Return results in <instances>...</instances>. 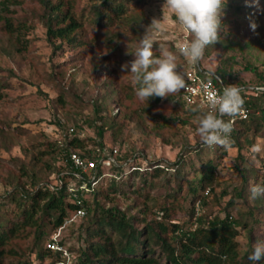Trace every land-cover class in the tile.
Listing matches in <instances>:
<instances>
[{
    "label": "trees",
    "instance_id": "16d2710c",
    "mask_svg": "<svg viewBox=\"0 0 264 264\" xmlns=\"http://www.w3.org/2000/svg\"><path fill=\"white\" fill-rule=\"evenodd\" d=\"M156 1L98 0L88 10L78 12L68 7L70 0H48L42 24L56 51L67 48L79 60L93 48H101L108 56L118 55L128 43L143 36L145 27L152 21L143 9ZM223 12L242 26L253 23L260 26L264 0H227ZM23 28L20 20L3 18L0 21V33L9 37L19 39ZM89 33H94L95 38L88 39ZM259 42L264 43V36ZM219 43L221 41L205 51ZM225 43L236 44L234 41ZM160 45L177 55L184 75L190 71L185 67V57L167 43H155L153 52L156 56L160 54ZM196 69L204 80L215 83L221 94L225 85L232 84L223 69H218L215 74ZM256 76L253 92L248 91L246 85L237 86L246 90L241 95L242 109L248 111L247 119L235 118L237 115L223 117L225 121L231 119L233 122L229 143L213 147L199 144L195 155L200 168L196 169L190 163L196 173L190 179L185 172L189 162L184 157L170 165V170L160 163L142 167L125 158L117 165L113 164L115 176L107 187L98 186L103 176L99 163L104 160L101 157L104 132L109 131L113 141L123 147L129 125H143V117L148 116L161 121L157 130L168 144L171 138L179 135L173 123L197 128V117L208 111L187 105L184 89L163 99L153 97L142 101L135 95L132 81L115 92V109L109 104L95 105V118L86 122L96 130L99 150H88V142L93 148L98 146L96 140L81 139L74 128L72 133L70 129L66 130L60 141L31 146L40 157L52 158L57 164L61 162L63 167L50 169L57 176L54 183L44 182L34 170L18 167L16 161L2 160V164L11 162L21 175L30 178L26 182L16 181L11 191L0 198V264H264V260L253 262L248 259L253 245L264 240V196L249 199L253 185L264 186V158L251 155L256 156L259 163L255 168L247 158L241 157L243 166L238 170L242 183L229 193L227 188L220 189L222 183L218 180L215 159L202 157L207 151L216 157L218 152L230 148L238 149L241 154L244 146L252 147L255 140L264 141V73H256ZM11 87L0 79V101L6 96L4 90ZM64 97L60 93V98ZM161 106L170 107L169 116L155 112ZM16 130L24 136L30 133L24 127ZM71 154L95 163L90 173L93 177L73 168L69 160ZM170 171L171 175L168 174ZM3 179L0 173V180ZM218 189L221 190L219 193ZM87 196L93 200L90 202ZM227 196L230 199L223 204ZM117 199L132 202L131 209L138 210L137 215H129L119 208L115 204ZM108 203L112 206L106 207ZM197 203L205 210L198 218L195 215ZM213 203L221 208L224 218L207 215L206 209ZM238 207L248 210L234 219L231 212ZM79 210L84 212L83 217L77 215ZM180 214L185 217L184 223L175 221ZM83 219L77 238L81 246L65 247L64 243L51 239L52 233ZM242 232L246 233V249H242L238 241ZM45 243H55L60 250L45 248Z\"/></svg>",
    "mask_w": 264,
    "mask_h": 264
},
{
    "label": "rangeland",
    "instance_id": "374dc122",
    "mask_svg": "<svg viewBox=\"0 0 264 264\" xmlns=\"http://www.w3.org/2000/svg\"><path fill=\"white\" fill-rule=\"evenodd\" d=\"M47 1L0 0V21L3 18L20 20L24 27L19 39L0 33V79L12 85L11 88L4 90L6 96L0 101V173L4 177L0 180V198H4L11 191L17 184L16 181L26 182L30 178L21 175L11 162L2 164V160L16 161L18 167L24 166L29 171L34 170L44 182L54 183L57 176L53 174L54 170L50 169L54 166L63 167L61 162L57 164L52 158L40 157L31 146L60 141L64 138L66 130L72 128L76 129L81 139L96 140V130L86 123L95 118V105L104 103L115 109L113 105L115 92L121 85L132 81L131 74L125 73L121 66L134 59L132 53L139 46L140 38L132 40L121 49L120 54L113 56L106 55L101 48H93L79 60L80 58L75 57L67 48H63L62 52L56 51L48 41L47 30L42 24ZM70 1L68 7L77 9L78 12L86 11L98 2V0ZM164 3L165 0H158L148 4L143 12L151 20L163 18L164 30L155 33V43H167L179 51V46L190 40L191 35L179 24L169 9H163ZM229 15L224 12L221 15V43L205 51L204 56L196 64L185 58V67L187 70L198 68L209 74H215L218 69H223L229 82L236 86L246 85L248 87L246 89L253 92L257 85L256 73H264V43L259 42L264 36V17L261 25L253 30L252 26H242ZM95 36L94 33H89L87 38ZM228 41H234L236 44L229 46L225 43ZM178 70L182 72L181 68ZM60 93L65 95L63 99L60 98ZM169 108L161 106L155 112H163L169 116ZM161 125V121L152 120L148 116L143 117V125L131 123L123 147L113 141L109 131L104 132L101 141L103 146L101 157L104 160L99 163L103 176L98 186L107 187L115 176L113 164L117 165L119 160L124 161L125 158L130 163L142 167L160 163L170 170V165L184 157L189 162L185 169L187 178H192L196 174L192 167L200 168V162L195 155L196 147L201 144L197 128L182 127L177 122L173 123L179 135L171 138L167 144L161 132L157 130ZM19 127L30 131L29 135L24 136L18 132L16 129ZM96 144L98 146L93 148L88 142V150H99L100 141L96 140ZM251 155L264 158L263 140H255L252 147L244 146L241 154L238 149L230 148L226 152H218L216 157L208 151L202 157L206 160L215 159L218 180L222 183L220 189L227 188L231 193L242 183L238 170V167L243 166L242 158H247L253 167H259L256 156L253 158ZM217 156L220 159L216 160ZM168 174L171 175L172 171ZM90 175L88 173L87 176L93 177ZM220 189L217 193L221 191ZM186 190L187 187L184 192ZM87 197L90 202L93 200V197ZM229 199L230 196L225 197L223 204ZM115 204L129 215L138 213V210L131 209L132 202L117 199ZM111 206V203L106 205ZM247 210L238 207L231 212V216L237 219L239 213L244 214ZM206 213L211 218L225 217L215 203L208 206ZM184 218V215L180 214L175 221L184 223ZM83 222L84 219L75 220L63 230L52 233L50 237L57 241L56 243H64L65 247L81 246L77 238ZM238 241L242 249L247 248L246 233L242 232ZM47 243L44 244L45 248H49Z\"/></svg>",
    "mask_w": 264,
    "mask_h": 264
},
{
    "label": "clouds",
    "instance_id": "9594fccd",
    "mask_svg": "<svg viewBox=\"0 0 264 264\" xmlns=\"http://www.w3.org/2000/svg\"><path fill=\"white\" fill-rule=\"evenodd\" d=\"M227 0H165L163 9H169L182 27L191 35L179 46L180 54L190 63L196 64L204 56L206 48L221 41V15ZM163 19V18H162ZM162 19L153 18L145 27L134 59L123 64L122 70L130 73L135 87V95L142 101L149 98L161 99L174 95L185 89L184 74L178 70V57L166 46H159V56L153 52L154 35L163 31ZM257 25L252 24L255 30ZM241 89L235 84L223 87L222 94L209 91L207 94L208 111L197 117V132L201 144L207 147L229 143L233 128L231 119L243 108L244 100ZM250 200L264 196V186L253 185L250 188ZM248 259L253 262L264 260V240H258L252 247Z\"/></svg>",
    "mask_w": 264,
    "mask_h": 264
},
{
    "label": "built area",
    "instance_id": "2783aa9c",
    "mask_svg": "<svg viewBox=\"0 0 264 264\" xmlns=\"http://www.w3.org/2000/svg\"><path fill=\"white\" fill-rule=\"evenodd\" d=\"M186 87L184 91V101L187 105L190 106H199L201 108L207 109V94L209 91L216 92L217 94H221L220 89L217 87L215 83L212 81L204 80L198 73L197 69H192L188 71L185 75ZM220 82V80L218 79ZM248 111L242 109V111L235 117L240 119H247ZM234 118V119H235ZM233 119V120H234ZM73 132V129H70V133ZM69 160L74 169L81 171L85 174L91 173V171L95 168V163L91 160L84 159L77 154H71L69 156ZM205 214V210L200 206L199 203L195 205V215L196 218L201 217ZM77 215L79 217L84 216V212L79 210ZM51 250H60L57 248L55 243L50 244L48 246Z\"/></svg>",
    "mask_w": 264,
    "mask_h": 264
}]
</instances>
